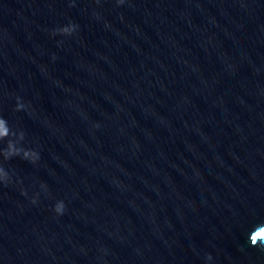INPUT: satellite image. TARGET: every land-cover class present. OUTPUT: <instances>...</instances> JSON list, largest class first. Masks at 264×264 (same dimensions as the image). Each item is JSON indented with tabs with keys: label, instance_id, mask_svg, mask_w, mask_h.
I'll return each instance as SVG.
<instances>
[{
	"label": "water",
	"instance_id": "obj_1",
	"mask_svg": "<svg viewBox=\"0 0 264 264\" xmlns=\"http://www.w3.org/2000/svg\"><path fill=\"white\" fill-rule=\"evenodd\" d=\"M0 117V264H264V0H0Z\"/></svg>",
	"mask_w": 264,
	"mask_h": 264
},
{
	"label": "clouds",
	"instance_id": "obj_2",
	"mask_svg": "<svg viewBox=\"0 0 264 264\" xmlns=\"http://www.w3.org/2000/svg\"><path fill=\"white\" fill-rule=\"evenodd\" d=\"M74 28H75V26H67V27H64L63 29H61V31L64 32V33L71 34L74 31ZM23 107H24L23 104H18L17 105V108L18 109L19 108H23ZM8 135H9V127L7 126V122H6V120L3 117H0V138H4V137H6ZM10 148L12 149V153H16V152L19 151V150L15 149L14 145H11V144H10ZM30 155L33 157V159H37L38 158V154L35 153V152H29V151H25L24 152V156L25 157H28ZM63 209H64V203H63V201L59 202L55 206V211L57 213H62L63 212ZM250 239H251V236H250ZM251 243L253 245H256L257 244L252 239H251Z\"/></svg>",
	"mask_w": 264,
	"mask_h": 264
},
{
	"label": "snow or ice",
	"instance_id": "obj_3",
	"mask_svg": "<svg viewBox=\"0 0 264 264\" xmlns=\"http://www.w3.org/2000/svg\"><path fill=\"white\" fill-rule=\"evenodd\" d=\"M258 237H264V230H262L261 232L257 233Z\"/></svg>",
	"mask_w": 264,
	"mask_h": 264
}]
</instances>
